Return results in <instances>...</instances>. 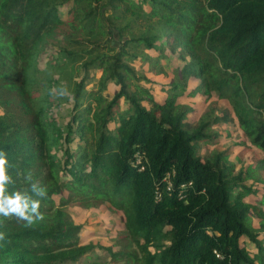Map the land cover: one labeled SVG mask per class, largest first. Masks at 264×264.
Segmentation results:
<instances>
[{"label":"trees","instance_id":"1","mask_svg":"<svg viewBox=\"0 0 264 264\" xmlns=\"http://www.w3.org/2000/svg\"><path fill=\"white\" fill-rule=\"evenodd\" d=\"M106 36L118 47L103 46ZM168 56L183 64L159 102L157 82L132 63L167 78ZM98 71V89L87 91ZM191 81L198 85L188 97L226 100L243 136L264 150V0H0V151L14 181L7 190L39 200L44 217L28 226L0 216V264L94 255L100 246L80 244L82 227L67 207L105 202L122 212L125 230L117 251L98 248L109 260L94 256L92 264H264L241 245L259 237L245 201L251 178L234 170L227 150L198 154V145L220 143L213 129L228 115L211 118L214 101L194 125L192 109L177 103ZM32 183L46 196H35Z\"/></svg>","mask_w":264,"mask_h":264},{"label":"rangeland","instance_id":"2","mask_svg":"<svg viewBox=\"0 0 264 264\" xmlns=\"http://www.w3.org/2000/svg\"><path fill=\"white\" fill-rule=\"evenodd\" d=\"M70 7L71 6L68 5L61 9L63 18L66 17V12ZM102 41V45L107 46V48L118 47V41L111 40L107 36L104 37ZM145 54L151 58L156 56V53L153 51L145 52ZM161 64L169 77L164 78L161 75L153 76L148 64L140 66L139 62L132 63V66H134L135 69L141 68L149 79L157 82L158 86L155 87L154 90L156 101L159 102H161L165 96L164 93L161 92V86H164L169 82L171 71L175 68L181 67L183 63L177 61L174 57L168 56V59L163 60ZM100 76V71L93 75L86 86L87 91H96L98 89ZM197 85L198 82L196 81L189 82L186 93L179 97L177 103L180 105H187L192 109L188 118L194 125H197V121L203 113L208 112V109H212L209 105L214 101L216 106L212 109L210 117L213 118V116L216 115L223 117L228 115V122H223L221 125H217L213 129L221 136L220 143L213 146L200 144L198 145V154L201 157H207L210 154L227 150L229 153L228 160L234 165V170L238 171L240 168H243L251 178L243 183L245 186L250 185V192L246 195L245 201L252 206L249 215V223L252 229L259 234V237L255 241H248V239L244 238L241 241V245L248 251V253L256 256L257 263H261V261L264 260V228L262 231L260 230V226L264 225V150L253 147L243 136L236 122L234 113L226 100L218 99L215 95L209 99L204 98L203 96H196L193 98L188 97V93ZM115 90L116 87L109 85L103 92L106 97L111 98ZM89 101H91V99H89ZM145 105L149 107L147 104ZM70 107L71 105L69 101L68 105H65L59 110V120L61 122L65 123L67 121V109ZM212 151L214 152L212 153ZM63 196L66 197L67 193L65 192ZM54 200L58 203L60 199L56 196L54 197ZM67 211L73 222L82 227L79 235L80 244L100 246L96 247L94 255L88 253L82 261L75 264H92L94 256L99 257L101 261H108L109 257L106 252L98 248L112 247L113 251L118 250L119 247L117 241L125 230V218L122 212L115 210V208L111 207L110 204L106 202L102 203L100 206L89 208L83 207L79 203H72L68 205Z\"/></svg>","mask_w":264,"mask_h":264},{"label":"clouds","instance_id":"3","mask_svg":"<svg viewBox=\"0 0 264 264\" xmlns=\"http://www.w3.org/2000/svg\"><path fill=\"white\" fill-rule=\"evenodd\" d=\"M3 113L0 112V115ZM13 167L9 164L6 154L0 151V216H15L19 220L26 222L31 226L38 220H42L43 214L39 211L40 201L32 199L27 192L13 191L8 193L7 186L13 184L12 176L8 169ZM31 180V175L27 177ZM31 192L38 197L46 196V189L38 186L36 183L31 184ZM5 239V234L0 232V240Z\"/></svg>","mask_w":264,"mask_h":264},{"label":"built area","instance_id":"4","mask_svg":"<svg viewBox=\"0 0 264 264\" xmlns=\"http://www.w3.org/2000/svg\"><path fill=\"white\" fill-rule=\"evenodd\" d=\"M141 156L140 155H136V157H135V162L139 165V164H141ZM141 170H143V167L141 168Z\"/></svg>","mask_w":264,"mask_h":264}]
</instances>
